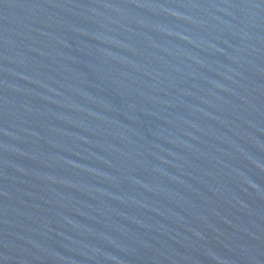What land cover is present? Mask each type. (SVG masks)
<instances>
[{
    "label": "water",
    "instance_id": "water-1",
    "mask_svg": "<svg viewBox=\"0 0 264 264\" xmlns=\"http://www.w3.org/2000/svg\"><path fill=\"white\" fill-rule=\"evenodd\" d=\"M0 264H264V0H0Z\"/></svg>",
    "mask_w": 264,
    "mask_h": 264
}]
</instances>
